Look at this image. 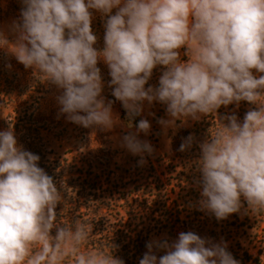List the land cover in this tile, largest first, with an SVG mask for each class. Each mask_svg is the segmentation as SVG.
<instances>
[{
	"label": "clouds",
	"instance_id": "clouds-1",
	"mask_svg": "<svg viewBox=\"0 0 264 264\" xmlns=\"http://www.w3.org/2000/svg\"><path fill=\"white\" fill-rule=\"evenodd\" d=\"M21 3L11 52L61 90L56 99L70 122L104 131L122 125L113 102L102 96L101 60L109 69L111 94L127 113L122 126L129 130L145 101L166 105L170 119L159 121L165 127L247 102L251 107L242 121L235 114L219 118L220 127L199 145V206L217 220L239 213L242 199L247 211L264 210V0ZM94 13L104 19L101 50L95 47ZM182 48L187 60H181ZM157 66L164 69L159 86L145 87ZM149 130V121L141 119L123 137L122 146L140 155L141 165L143 154L154 151L138 138ZM192 142L190 135L179 150ZM39 160L18 144L11 127L0 131V264H124L113 254L82 250L91 233L86 223L59 222L61 190ZM146 247L139 264H239L226 243L191 231ZM161 250L165 254L157 256Z\"/></svg>",
	"mask_w": 264,
	"mask_h": 264
},
{
	"label": "rangeland",
	"instance_id": "rangeland-1",
	"mask_svg": "<svg viewBox=\"0 0 264 264\" xmlns=\"http://www.w3.org/2000/svg\"><path fill=\"white\" fill-rule=\"evenodd\" d=\"M22 7L21 0H0V36L6 40L0 39V131L11 127L18 144L38 155V166L66 192L71 203H59V222L66 223L61 219L73 216L92 227L91 235L95 234L94 226L115 232L131 228L147 237L148 243L172 242L179 233L191 231L213 243H226L239 264H264V210L247 211L242 199L239 213L217 220L214 214L200 209L201 189L197 184L199 145L209 138L204 140L201 130L214 134L220 127L219 118L226 115L235 114L242 121L251 106L241 101L238 108L235 104L221 106L216 114L176 120L175 127H165L159 121L170 119L166 105L145 101L129 130L122 126L127 124V113L111 94L109 69L101 60L97 66L104 85L102 96L106 102H113V114L122 125L104 131L70 122L60 113L56 99L61 90L44 81L39 72L26 69L11 52L18 35L14 24L21 19ZM92 29L98 38L95 47L101 50L105 28L99 13H94ZM179 51L181 60H187L185 49ZM163 70L157 66L145 87H158ZM141 119L149 121L150 130L147 135L139 133L138 138L154 149L151 155L143 154V165L140 155L122 146L123 137L135 131ZM190 135L191 147L180 151L181 143ZM156 254L165 253L161 250Z\"/></svg>",
	"mask_w": 264,
	"mask_h": 264
},
{
	"label": "trees",
	"instance_id": "trees-1",
	"mask_svg": "<svg viewBox=\"0 0 264 264\" xmlns=\"http://www.w3.org/2000/svg\"><path fill=\"white\" fill-rule=\"evenodd\" d=\"M211 128L214 129L213 126H211ZM200 135L203 136L205 140V138L207 139V137H209L210 133L201 130ZM60 195L61 204L68 205L71 203L66 192L60 191ZM59 206L60 204L57 205V207ZM59 217L62 218L63 216L60 215ZM71 217L73 216L67 217L66 219L62 218L61 221H65L69 225H72L75 221H79ZM95 218H98L97 215H95ZM93 229L95 234H90L89 240L86 245L83 246L82 250L100 251L105 254H113L118 259L123 260L124 264H139V260L142 259L144 253L147 252V237H144L145 241H143L144 238L142 235H139L140 232L137 234V232L133 231L131 228H127L121 232L106 231L101 226H94ZM53 234H55V230H53ZM139 237L142 238V241L139 242L137 240L135 242ZM131 241L136 245H133ZM67 264H70V261H68Z\"/></svg>",
	"mask_w": 264,
	"mask_h": 264
}]
</instances>
